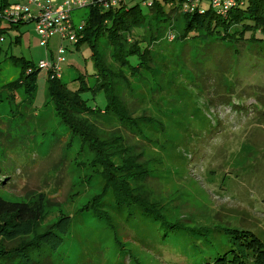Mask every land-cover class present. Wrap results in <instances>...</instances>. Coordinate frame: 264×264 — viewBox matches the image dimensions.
I'll use <instances>...</instances> for the list:
<instances>
[{
  "label": "rangeland",
  "instance_id": "obj_1",
  "mask_svg": "<svg viewBox=\"0 0 264 264\" xmlns=\"http://www.w3.org/2000/svg\"><path fill=\"white\" fill-rule=\"evenodd\" d=\"M207 7L204 3L203 9ZM87 14V8L73 11L75 25ZM176 24L171 41L163 32L152 47L153 72L140 73L137 85L132 84L134 96L126 98L164 128L163 135L151 134L156 144L145 150L142 161L148 160L144 168L149 178L142 189L150 202L163 207V217L194 235L185 249L210 257L225 252L227 238L236 235H254L264 242V43L247 44L234 55L236 48L211 40L181 43L175 39L181 27ZM141 34L134 31V36ZM144 34L147 38V31ZM39 43L34 21L6 28L0 42L2 96L3 87L20 75L12 57L32 66L51 61L60 39L53 36L45 48ZM62 47L66 61L60 64V78L74 90L75 78L93 73L90 50L86 44L76 50L68 41ZM44 76L37 79L34 103L21 109L18 121L5 125L9 131L0 126V195L6 201L24 202L44 192L53 205L47 224L65 218L58 228L62 246L50 264L181 263L171 254L175 237L162 243L148 217L136 210L128 215L115 207L87 147L71 137L46 104ZM18 95L22 99V91ZM104 103L102 95L95 97L97 106ZM7 111L0 103V122L8 121ZM106 122L112 124L104 119L98 128L110 134L113 125ZM10 141L15 143L7 150L4 144ZM131 143L137 144L133 139ZM102 194L110 223L82 213L94 196ZM113 232L126 244L121 250L128 248L129 254L123 255ZM177 251L181 254V248ZM48 263L45 259L41 264Z\"/></svg>",
  "mask_w": 264,
  "mask_h": 264
},
{
  "label": "trees",
  "instance_id": "obj_2",
  "mask_svg": "<svg viewBox=\"0 0 264 264\" xmlns=\"http://www.w3.org/2000/svg\"><path fill=\"white\" fill-rule=\"evenodd\" d=\"M143 1L125 0L111 10L95 3L87 8V18L74 46L76 50L82 44L88 46L93 73L75 78L77 87L73 90L62 82V78L48 72L44 76L48 96L46 104L53 107L56 117L71 137L87 147L91 163L100 170L104 191L112 192L118 211L125 209L124 212L130 215L136 210L142 217H148L156 225L154 227L162 243L167 238H176L171 254L179 257L181 263L172 264H264V242L254 235L227 238V250L210 257L185 249L187 240L194 235L185 231L180 223L169 222L163 217V207L150 202L142 189L149 178L144 168L148 160L142 161L145 150L156 144L151 134L163 135L164 128L145 109L133 108L126 98L134 96L132 84L137 85L140 73L153 72L152 47L163 32L173 35L171 31L175 29V23L181 25L175 35L181 43L211 40L212 43L236 48L234 55L238 54V48L247 44L264 43V0H245L243 6L235 8L225 18L217 16L208 7L192 13L183 11L185 0H152L153 6L149 9L142 7ZM15 4L19 3L0 0V14ZM143 9L147 13H143ZM21 24L11 25L0 18V38L7 27ZM137 29L143 34L134 36ZM247 33L249 37H246ZM256 34L261 37L257 38ZM11 59L13 64L20 66V75L16 81L3 87L4 96L0 93V103L8 107L5 114L8 121L0 122V126L4 125L1 129L5 131L8 130L6 126L18 121L17 117L22 115L25 107L34 103L39 78L35 66L21 58ZM19 91H22V99L19 98ZM97 95L103 96V107L95 104ZM104 119L112 121V124L106 122L109 126L113 125L110 134L98 128ZM102 133L106 136L103 137ZM130 139L137 144H130ZM14 143H5L4 148L11 150ZM2 163L1 160L0 173ZM50 203L44 192L24 202L6 201L0 195V264H41L45 259L50 264V258L62 246L58 228L65 219L57 218L47 224L46 217L53 207ZM82 213H90L110 223L109 215L103 208V194L94 196ZM115 234L113 232L114 241L121 250L126 244ZM177 248H181V254H178ZM129 250L121 251L125 256ZM113 255V252L109 254V261Z\"/></svg>",
  "mask_w": 264,
  "mask_h": 264
},
{
  "label": "built area",
  "instance_id": "obj_3",
  "mask_svg": "<svg viewBox=\"0 0 264 264\" xmlns=\"http://www.w3.org/2000/svg\"><path fill=\"white\" fill-rule=\"evenodd\" d=\"M125 0H26L25 3L15 4L12 7L3 10L0 18L11 25L34 21L35 32L40 37V47L45 48L48 41L53 36L60 39L59 48L52 55V60L39 61L35 66L39 74L52 72L56 78L61 77L62 69L60 64L64 63L66 49L62 47L63 41L72 44L78 42V33L83 28L84 21L78 25L72 20V12L77 9L89 8L91 4H98L105 9H113L119 2ZM208 5V9L217 16L225 18L231 11L244 5L245 0H185L183 11L194 12L196 9L202 10L203 4ZM152 0H144L142 7L152 8ZM33 7L34 11L30 8ZM173 35H169L171 41ZM2 38H0V42Z\"/></svg>",
  "mask_w": 264,
  "mask_h": 264
}]
</instances>
